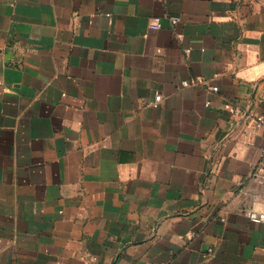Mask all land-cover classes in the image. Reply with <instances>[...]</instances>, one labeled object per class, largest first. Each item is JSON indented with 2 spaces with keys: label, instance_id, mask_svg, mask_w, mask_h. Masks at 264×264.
Masks as SVG:
<instances>
[{
  "label": "crops",
  "instance_id": "0c3cea01",
  "mask_svg": "<svg viewBox=\"0 0 264 264\" xmlns=\"http://www.w3.org/2000/svg\"><path fill=\"white\" fill-rule=\"evenodd\" d=\"M258 116L264 0H0V264H264Z\"/></svg>",
  "mask_w": 264,
  "mask_h": 264
},
{
  "label": "built area",
  "instance_id": "2783aa9c",
  "mask_svg": "<svg viewBox=\"0 0 264 264\" xmlns=\"http://www.w3.org/2000/svg\"><path fill=\"white\" fill-rule=\"evenodd\" d=\"M169 19L172 23H176L179 20L178 17H173V16L169 17ZM150 26L153 29L159 28L161 26L159 18L152 19V21L150 22ZM177 37L180 38L181 35L178 34ZM185 50H186V52H189L190 48H186ZM188 84H189V80H183L182 81V85H188ZM210 89L215 91V90H217V87L212 85V86H210ZM161 97H162L161 93H156L154 95L153 99L150 100V104L151 105H157L158 102L161 100ZM260 127H264V116H258L254 120L253 128L255 130H257ZM258 170L264 174V144H263V147L261 149L260 159L258 161ZM247 215H248L249 219L253 222H260V221L264 220V215L261 213H257L254 211H248Z\"/></svg>",
  "mask_w": 264,
  "mask_h": 264
}]
</instances>
